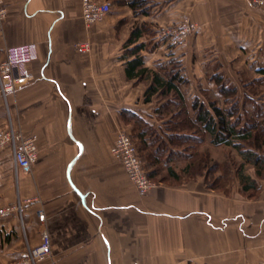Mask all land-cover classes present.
<instances>
[{"label":"crops","instance_id":"crops-1","mask_svg":"<svg viewBox=\"0 0 264 264\" xmlns=\"http://www.w3.org/2000/svg\"><path fill=\"white\" fill-rule=\"evenodd\" d=\"M94 1L111 12L88 27L82 0H0V64L11 47L38 48L16 92L0 94V132L35 137L38 148L26 172L0 145V211L16 208L0 216V264L27 260L45 231L50 253L34 264H264L263 177L196 121L211 102L223 110L237 102L231 121L251 134L239 144L264 158L261 130L249 129L264 127V8L248 0H135L134 9V0ZM184 19L197 30L186 45L172 44ZM136 57L151 73L129 79ZM173 71L179 92L145 103L153 73L167 80ZM134 116L159 134L168 126L174 154L148 167L158 183L146 195L111 154L117 132L136 133ZM209 153L215 187L207 184Z\"/></svg>","mask_w":264,"mask_h":264},{"label":"built area","instance_id":"built-area-1","mask_svg":"<svg viewBox=\"0 0 264 264\" xmlns=\"http://www.w3.org/2000/svg\"><path fill=\"white\" fill-rule=\"evenodd\" d=\"M254 7L264 8V0H248ZM82 20L88 27L101 22L111 12L110 3H100L94 0H82ZM5 18V11L0 9V26ZM195 30L190 19H184L171 31L172 44H187ZM38 59V48L35 43L11 47L7 50V58L0 64V94H13L19 88V77L25 75V66ZM0 145L7 147L13 153L16 166L30 172L38 158V148L35 137H25L21 132H0ZM113 158L122 165L128 179L135 186L140 195H146L156 188L148 176L140 153L130 134L120 130L111 147ZM264 180V177H263ZM16 208L8 207L0 211V216H8ZM42 243L31 250L27 260L12 264H34L43 261L50 253V237L43 232Z\"/></svg>","mask_w":264,"mask_h":264},{"label":"trees","instance_id":"trees-1","mask_svg":"<svg viewBox=\"0 0 264 264\" xmlns=\"http://www.w3.org/2000/svg\"><path fill=\"white\" fill-rule=\"evenodd\" d=\"M137 3H140V1L136 2L134 0L131 3V6L133 7V9L135 8V5ZM134 36L135 35L133 33L132 37L128 41V44H131L134 42ZM140 47L142 46H139L138 50H140ZM150 73H151L150 70H148L147 68H143V60L140 57H136L132 62H130L127 68V77L129 79L144 78ZM173 73L174 71L168 73L167 80L159 77L156 73H153V82L145 93V103H149L151 101V98L158 92L162 93L163 95L170 91H174L176 94L179 92L178 86L175 84V82L180 81L178 77L179 75L178 74L173 75ZM221 91L227 96H229L232 93V91L226 88H222ZM194 104H195L194 107L198 105L197 102H195ZM210 105H211L212 112L203 111V109L200 108V112L196 118V121L199 123L202 122L205 125V128L207 129V131L212 135L213 143L215 145L217 146L225 145V146H232L236 148L238 152L240 153V155L245 159V162L247 164H253L257 167V175L259 177L260 176L264 177V158L258 155L256 152H253L251 150H244V148L239 144V141L243 142V141L249 140L251 137V134L247 135L246 133H243L242 131L237 130L238 124L233 123L231 121V118L234 116V111L233 110H223L219 108L214 102H211ZM130 121H132L135 124V127H134L135 131H138L136 138L141 143V146L143 148L142 151L144 153L143 157L148 162V167L149 166L154 167L159 162L160 158H164L163 156L166 153L164 149V145L166 146L167 141H169L167 134H166L167 131L170 130L169 127L166 128L165 131H162L161 133L162 136H164L162 140L163 139L165 140L164 145H163L159 141V139L156 138L160 134L157 131H155L153 128H150L149 126L145 125L142 119H139L136 116H134L133 119H131ZM253 124H254L253 127L252 128L250 127L249 129L257 128L261 130L260 133L256 135V139L262 140L264 138L263 124H255V123ZM171 127L174 128V126L172 125ZM173 128H171V130ZM257 147H258V143H257ZM193 157L197 160L200 159L199 158L200 156H193ZM209 163H210V158L208 157V172L214 174V171L216 170V166L214 164L210 165ZM198 167H199V163L196 166H194V169L195 168L198 169ZM242 167L240 169H242ZM148 176L151 180L154 179L155 172L149 171ZM239 177H240L241 184L243 185V190L246 191L248 189V186L246 185V182L248 180L245 177H243L241 174L239 175ZM252 184L254 183L252 182Z\"/></svg>","mask_w":264,"mask_h":264},{"label":"rangeland","instance_id":"rangeland-1","mask_svg":"<svg viewBox=\"0 0 264 264\" xmlns=\"http://www.w3.org/2000/svg\"><path fill=\"white\" fill-rule=\"evenodd\" d=\"M191 22L194 24V26H195V30H194V32L192 33V35L191 36H193V34L196 32V30H197V27H196V23L195 22H193L192 20H191ZM226 105H227V107H225L226 109H224V110H233V111H235V110H237L238 108H239V105L237 104V102L235 103V102H232V101H227L226 102ZM133 125L132 126H134L135 127V124L132 122V121H130ZM166 128H168V126H165V128L164 129H166ZM146 129H148V128H146ZM150 130V129H149ZM124 131H126L128 134H130V136H131V138L133 139V142H134V144L136 145V147H137V149H138V151H139V153H140V156H141V158H142V160H143V162L145 163V168H146V171L149 173V170H148V162L146 161V159L143 157V151H142V146H141V143L139 142V140L136 138V136H137V132L138 131H136V133H134V131H133V133L131 132V131H127V130H124ZM117 134H118V132H117ZM117 134H116V136H115V140H116V137H117ZM160 137V138H159ZM157 139H159V141L164 145V142H165V140L163 139L162 140V138H164V136H162V134L160 133V135L158 136V137H156ZM114 140V141H115ZM159 142V143H160ZM166 144V143H165ZM164 149H165V151H166V153H165V155L163 156V157H166V156H173L174 154H173V151H171V149H170V147L166 144V146L164 145ZM200 150H199V147L198 146H196L192 151H191V154H192V156H202L203 157V154H200V152H199ZM169 152L171 153V154H169ZM203 153V152H202ZM215 154L214 153H209L208 154V157L210 158V156H214ZM222 156H231V151H225L224 153H222L221 154ZM174 157H176V156H174ZM212 158V157H211ZM161 168V169H160ZM163 169H164V166H162V165H158L157 166V170H158V172L160 173V175L161 174H163ZM152 181L155 183V184H157L158 183V181H155V180H153L152 179ZM215 183H216V181H215V179H214V175H213V173H209L208 172V177H207V184L209 185V187L211 186H213V187H215ZM161 264H163V263H161ZM164 264H166V262L164 263Z\"/></svg>","mask_w":264,"mask_h":264}]
</instances>
